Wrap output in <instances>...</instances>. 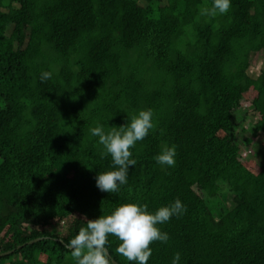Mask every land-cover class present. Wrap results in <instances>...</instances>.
<instances>
[{"label": "trees", "instance_id": "16d2710c", "mask_svg": "<svg viewBox=\"0 0 264 264\" xmlns=\"http://www.w3.org/2000/svg\"><path fill=\"white\" fill-rule=\"evenodd\" d=\"M212 3L0 0V264H76L65 245L85 217L177 198L186 211L158 225L170 238L148 264L177 252L178 264H264V165L233 139L250 112L264 152V69L249 75L264 53V0L203 15ZM148 109L154 128L130 149L127 183L100 191L98 173L116 168L90 129ZM165 144L173 167L154 159ZM227 194L216 219L204 199ZM118 244L109 236L111 264H134Z\"/></svg>", "mask_w": 264, "mask_h": 264}, {"label": "clouds", "instance_id": "9594fccd", "mask_svg": "<svg viewBox=\"0 0 264 264\" xmlns=\"http://www.w3.org/2000/svg\"><path fill=\"white\" fill-rule=\"evenodd\" d=\"M231 7V0H213L211 8H204L203 15L216 16L226 14ZM50 72L41 73V81L51 78ZM153 113L150 109L141 110L131 115L130 122L120 127H112L105 132L100 126L90 129L91 134L99 138L103 146L102 156L110 155L116 170L98 173L96 186L102 192L115 193L119 186L127 183L130 166H135L130 149L137 141L147 137L154 128ZM175 145H162L161 151L154 157L156 162L169 167L175 166ZM186 207L177 198L168 206H161L150 212L147 205L124 203L117 206L110 214L96 219L84 218L86 226L80 227L78 234L65 245L71 251L76 264H111L106 250L109 236L119 241L116 252L134 264H148L154 242L167 243L169 235L161 231L158 225L168 222L172 216H180ZM180 253L174 254L172 264H178Z\"/></svg>", "mask_w": 264, "mask_h": 264}, {"label": "rangeland", "instance_id": "374dc122", "mask_svg": "<svg viewBox=\"0 0 264 264\" xmlns=\"http://www.w3.org/2000/svg\"><path fill=\"white\" fill-rule=\"evenodd\" d=\"M263 69L264 53L252 55L249 67V75L256 76ZM243 120V126L235 129L233 133V139L240 145L242 150L241 156L243 158H246V160L253 162L256 166L264 165V152L262 154L259 152V146L261 145L262 137L258 136L255 139H252L250 135V129L255 123L256 118L249 112L244 116ZM224 197L225 196L220 195L213 201L204 199L213 217L216 219L219 218V213L221 211H223L224 209L228 210V207L231 206L230 195L227 194L226 201ZM2 262H4L3 264H6L5 261H1V263Z\"/></svg>", "mask_w": 264, "mask_h": 264}, {"label": "water", "instance_id": "95a60500", "mask_svg": "<svg viewBox=\"0 0 264 264\" xmlns=\"http://www.w3.org/2000/svg\"><path fill=\"white\" fill-rule=\"evenodd\" d=\"M32 243H33V242H30L29 244H32ZM9 253H10V252H9ZM9 253L1 254V255H0V258H1L2 256H5V255L7 256ZM114 264H115V263H114Z\"/></svg>", "mask_w": 264, "mask_h": 264}]
</instances>
